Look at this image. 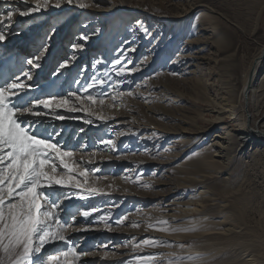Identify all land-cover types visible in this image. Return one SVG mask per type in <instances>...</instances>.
Here are the masks:
<instances>
[{
  "label": "rangeland",
  "instance_id": "1",
  "mask_svg": "<svg viewBox=\"0 0 264 264\" xmlns=\"http://www.w3.org/2000/svg\"><path fill=\"white\" fill-rule=\"evenodd\" d=\"M37 3L0 0V29L7 35L0 53H10L14 62L41 56V69L33 70L28 81L38 95L75 90L73 81L83 67L82 83L93 75L97 58L111 61L121 48L135 49L128 52L129 67L142 56L151 59V72H134V83L123 85L132 95L107 98L90 116L65 112L64 121L38 118L63 129L58 139L78 149L77 161L91 160L86 166L99 169L90 179L105 194L64 202L65 219L80 208L98 209L87 218L75 216V227L87 230L65 233L79 251L88 253L77 264H139L141 256L156 257L151 264L178 257L184 264H264V147L255 142L239 153L238 138L246 135L220 111L230 108L221 100V84L225 79L234 84L239 97L252 58L264 43V0H61L59 8L50 0L46 9L31 12ZM195 6L201 7L194 11ZM8 11L14 12L10 21ZM21 11L28 14L21 16ZM74 43L84 45L75 54ZM73 55L63 74L54 76L58 64ZM97 67L102 75L108 65ZM243 105L237 98L240 118ZM246 115L253 126L264 122V85ZM217 128L231 143L225 164L212 156ZM172 201L173 206H166ZM105 215L112 230L99 219ZM161 221H167L169 231L149 227H161ZM190 228L196 230H182ZM144 239L172 246L134 247ZM64 247L63 242L49 244L41 255Z\"/></svg>",
  "mask_w": 264,
  "mask_h": 264
},
{
  "label": "snow or ice",
  "instance_id": "2",
  "mask_svg": "<svg viewBox=\"0 0 264 264\" xmlns=\"http://www.w3.org/2000/svg\"><path fill=\"white\" fill-rule=\"evenodd\" d=\"M73 0H68L71 4ZM61 0H56L53 7H60ZM50 6V0H38L31 12L40 11ZM79 7H86L78 3ZM28 12L21 11L20 15ZM14 12L6 13L10 21ZM140 30L147 32L142 24ZM7 39L3 29H0V45ZM85 42L87 35L81 37ZM73 54L82 50L84 45H71ZM135 51L132 47L121 48L115 58L106 61L103 57L93 63V75L82 83L83 73L87 67L73 81L75 90L69 88L64 93L37 94L36 85L28 83L33 80V70L41 69V56L35 55L23 61H13L10 53H0V264H77L81 256L88 253L78 250V245L70 240L65 233L70 229L85 231L86 228L75 227V216L85 218L93 215L96 207L80 208L76 213L64 218L62 213L67 210L64 202L79 199L91 200L103 195L90 178L99 169H90L88 161L75 159L77 148H67L58 139L63 134L62 128L49 126L47 121L38 119L49 117L52 120L64 121L63 113L83 112L92 115L95 106H103L105 99L115 101L125 95H132L129 88L124 90L125 83H134L130 79L134 72L141 71L140 64H132L128 52ZM73 57L61 61L53 71L59 77L67 69ZM144 61L147 57L143 58ZM143 62V61H142ZM106 63L102 75H98L97 65ZM29 67L25 68L23 65ZM119 77V80H114ZM147 81H144L146 85ZM137 88L141 84L135 85ZM95 90V91H94ZM114 105H109L113 107ZM33 117L37 119H28ZM98 115L97 119H103ZM85 123H91L85 119ZM110 143V142H106ZM81 147H86L82 145ZM94 156L95 153H92ZM100 177H96L98 181ZM147 187V185H145ZM123 217L117 221V226L123 224ZM108 230L112 225L108 223V216L99 218ZM161 227L149 225L157 231H169L167 221H161ZM138 225H133L137 227ZM180 229H172L178 231ZM195 231V228L182 229ZM56 242H63L65 247L55 253H47L46 246ZM171 247L166 242L144 239L135 243V248ZM139 264H151L154 256L136 258ZM199 257H188V261H198ZM167 264H184L183 258L169 260Z\"/></svg>",
  "mask_w": 264,
  "mask_h": 264
},
{
  "label": "bare ground",
  "instance_id": "3",
  "mask_svg": "<svg viewBox=\"0 0 264 264\" xmlns=\"http://www.w3.org/2000/svg\"><path fill=\"white\" fill-rule=\"evenodd\" d=\"M201 6H195L194 11L199 9ZM147 57V55L142 56L141 58H138L134 64H140L141 71H137L139 74H143V72H151V59L150 57H147V60L144 61L143 58ZM185 57H181V59H184ZM143 61V62H142ZM133 64V65H134ZM193 64L187 65V67H192ZM184 68V71H186V68ZM262 72V73H261ZM260 74V77H259ZM231 82L227 81L225 79L224 83L221 84L223 87L224 97L221 98L222 101H225L230 105V108H220V111L226 112L228 115V119L237 121L238 125L240 126V129L242 131L241 134L246 135L245 137H239V153H245L247 151V147L250 145H253L255 142L260 143L264 147V122L259 124H255L254 126L250 124L251 116L246 115L248 105L253 104L255 102V99L258 97L259 93L261 92V87L264 85V43L262 44L261 48L257 52V54L252 58L251 66L249 71L247 72V76L244 79V82L239 90L238 96H235L234 89ZM237 98L242 99L243 101V118H240L237 113V106H235ZM220 107V106H219ZM217 107V108H219ZM225 118H220V120L224 121ZM264 118V116H263ZM249 119V120H248ZM181 133H188L184 129L181 130ZM203 139H199L198 142L200 144L203 143ZM197 145V142L192 143L189 145V149L194 148ZM211 146L213 147L212 156L218 158V163L225 164L227 161V153L231 149V143L229 144L227 142V138L225 136V133L221 131L220 128H217L214 133V140L211 142ZM217 150V151H215ZM174 202L172 201L169 204H166V206H173ZM169 212L174 211L173 209H169ZM167 218H171L172 214L167 213ZM253 259H251L252 261ZM250 261V260H249ZM249 261H246V264H254L249 263ZM248 262V263H247Z\"/></svg>",
  "mask_w": 264,
  "mask_h": 264
}]
</instances>
